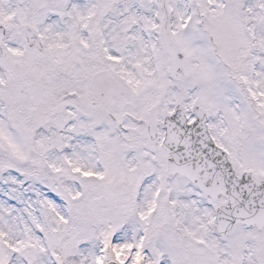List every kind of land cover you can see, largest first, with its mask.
Masks as SVG:
<instances>
[{
    "label": "snow or ice",
    "instance_id": "6c2138e0",
    "mask_svg": "<svg viewBox=\"0 0 264 264\" xmlns=\"http://www.w3.org/2000/svg\"><path fill=\"white\" fill-rule=\"evenodd\" d=\"M0 264H264V0H0Z\"/></svg>",
    "mask_w": 264,
    "mask_h": 264
}]
</instances>
